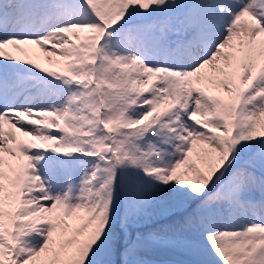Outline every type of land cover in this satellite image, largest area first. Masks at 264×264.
Instances as JSON below:
<instances>
[{
  "label": "snow or ice",
  "instance_id": "obj_1",
  "mask_svg": "<svg viewBox=\"0 0 264 264\" xmlns=\"http://www.w3.org/2000/svg\"><path fill=\"white\" fill-rule=\"evenodd\" d=\"M0 264H264V0H0Z\"/></svg>",
  "mask_w": 264,
  "mask_h": 264
}]
</instances>
